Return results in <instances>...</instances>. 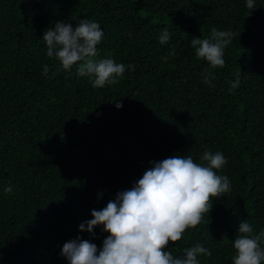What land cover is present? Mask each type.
I'll return each instance as SVG.
<instances>
[{
    "label": "trees",
    "instance_id": "trees-1",
    "mask_svg": "<svg viewBox=\"0 0 264 264\" xmlns=\"http://www.w3.org/2000/svg\"><path fill=\"white\" fill-rule=\"evenodd\" d=\"M254 3L0 0V264H68L62 247L77 237L101 249L102 226L79 230L93 209L130 189L152 161L179 154L200 163L205 151L225 156L217 174L230 191L165 250L182 256L201 244L212 255L199 264H233L239 224L264 230V0ZM82 20L104 33L97 59L135 71L93 88L78 66L64 71L48 57L45 30ZM213 27L236 33L222 68L197 59L191 45Z\"/></svg>",
    "mask_w": 264,
    "mask_h": 264
},
{
    "label": "clouds",
    "instance_id": "clouds-1",
    "mask_svg": "<svg viewBox=\"0 0 264 264\" xmlns=\"http://www.w3.org/2000/svg\"><path fill=\"white\" fill-rule=\"evenodd\" d=\"M248 9H254V0H246ZM251 12V11H250ZM249 12V13H250ZM104 33L94 20H82L73 29L71 23L56 22L54 28L43 33L47 56L59 61L64 71L77 67V75L93 77V88L115 85L126 69L135 71V65L117 63L112 58L97 59V45ZM236 33L231 30L211 29V38H193L192 47L197 59L208 62L211 68L225 64L224 50ZM170 39L165 28L159 35L161 44ZM167 60V57H162ZM49 67L44 66L43 75ZM205 84L214 79L206 70ZM230 89L239 86L240 77L230 81ZM119 109L122 104H116ZM200 163L191 155H173L162 161H152L142 177L133 186L118 192L106 207L91 211L92 219L79 226L80 232L94 234L97 226L107 233L103 246L89 240L76 239L64 243L61 255L68 264H199L198 257L212 255L201 244L184 250L182 256L165 250L169 243L180 241L185 231L198 226L204 214H209L213 198L230 191L227 176L217 174L227 163L221 152L205 151ZM12 188L5 189L10 193ZM264 230L254 234L247 222L239 224L233 248V264H264Z\"/></svg>",
    "mask_w": 264,
    "mask_h": 264
}]
</instances>
